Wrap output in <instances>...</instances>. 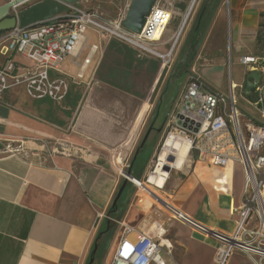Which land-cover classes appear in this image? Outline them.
<instances>
[{"label": "crops", "instance_id": "0c3cea01", "mask_svg": "<svg viewBox=\"0 0 264 264\" xmlns=\"http://www.w3.org/2000/svg\"><path fill=\"white\" fill-rule=\"evenodd\" d=\"M131 1L125 0L119 9L125 16ZM5 4L0 0V7ZM44 6L52 10L40 12L32 20L29 15ZM64 7L59 0H41L24 13L28 21L25 26L63 14L67 12ZM91 7L86 1L80 5L84 11ZM230 10L226 27L221 25L220 15L212 21V13L204 35L211 26L210 33L199 41L200 44L204 37L201 52L206 63L198 74L202 80L207 76L212 82L207 84L208 89L224 95L231 79L241 88L244 101L255 103L256 92H246L243 84L258 69L255 65L244 66L241 59L264 58V0H232ZM173 20L174 16L155 43L161 54H166L172 45L176 28L169 26ZM191 33L186 40L187 49L195 53L197 49L193 51L189 43ZM104 38L102 35L99 42L87 44V53L84 50L79 58H74L77 73H68L61 66L52 77L82 82L96 78L93 75L101 63ZM93 45L99 46L97 52L90 51ZM123 45L119 53L131 57L136 51L140 56L136 49ZM8 46L6 43L0 47V66L8 59L21 65L31 64ZM87 57L90 64L84 65ZM233 64L244 68L237 80L231 73L228 79L225 74H213ZM162 69L163 66L155 83ZM79 74L82 78H78ZM150 100L151 95L145 99L108 84H97L74 108L72 121L70 112H56L49 103L53 102L51 99L34 100L22 87L9 89L0 101V264H96L99 246L112 233L111 263L114 249L124 236V224L132 229L128 234L132 241L138 240L141 232L153 235L157 225L162 228L163 244L170 243L174 248L171 257L165 256L166 264L172 262L174 255L181 260L177 264H217V242L211 236L178 220L170 222L166 216L171 217L172 208L211 231L234 234L245 186L242 168L236 162L215 168L207 159L189 155L161 190L150 187L152 191H147L127 182L117 208L112 210L125 181L116 170L114 153L119 151V162H124L118 169L145 182L164 140L165 133L159 130L152 131L144 143L141 138ZM10 143L22 152H4ZM97 242L98 251L93 254ZM232 260L233 257L229 262Z\"/></svg>", "mask_w": 264, "mask_h": 264}, {"label": "built area", "instance_id": "2783aa9c", "mask_svg": "<svg viewBox=\"0 0 264 264\" xmlns=\"http://www.w3.org/2000/svg\"><path fill=\"white\" fill-rule=\"evenodd\" d=\"M4 1L7 3L9 0ZM196 3V0L190 3L166 54L156 51L154 45L163 36L173 15L168 8L160 7L157 3L141 33L125 29L123 20H119L117 26L114 23L107 27L101 24L100 15L96 11H84L66 4L67 12L54 18L29 26L18 24L5 36H0V47L9 43L11 51L31 64L21 65L8 59L0 66V101L13 87H22L34 100L48 98L54 102L63 101L68 96L70 81L62 76L53 78L52 73L60 72L65 60L80 57L87 48L89 29L96 30L101 36L108 34L109 39L136 49L140 56H156L163 61L165 69L179 45L184 26ZM98 49L99 46L93 45L90 51L97 52ZM84 62V65L90 64V58L87 57ZM241 63L244 66L255 65L261 75L255 90L256 102L246 100L257 112L259 119L245 116L239 111L238 99H245L240 92L241 88L231 79L229 91L224 95L208 89L200 76L191 78L179 96L164 135L163 146L150 173H154L160 164V153L170 136L186 140L190 145L189 155L196 154L199 160L207 159L212 167H226L234 161L242 168L245 186L243 201L237 209L239 217L234 234L228 236L211 231L181 212L170 209V220H178L195 231L211 236L217 242V264H229L236 253L264 261V58L259 61L245 57ZM78 78H82V74ZM4 152L14 155L21 153L22 149L10 143ZM118 170L121 177L139 189L140 183L148 181L150 176L145 182H139L128 171ZM130 232L132 229L124 224V236L114 249L110 264H166L165 256H172L174 248L170 243L163 244L165 233L159 226L155 227L153 235L141 232L136 241L128 238Z\"/></svg>", "mask_w": 264, "mask_h": 264}, {"label": "rangeland", "instance_id": "374dc122", "mask_svg": "<svg viewBox=\"0 0 264 264\" xmlns=\"http://www.w3.org/2000/svg\"><path fill=\"white\" fill-rule=\"evenodd\" d=\"M40 1L41 0H34L22 5V7L18 9H13L11 11V15L17 16L18 24L23 27L28 24L27 17L24 16V13L28 11L32 5H36ZM85 1L89 2L92 6L91 10L96 11L100 15L99 20L101 24H104L107 27H111L115 22L117 24L119 20H123L125 17V15L119 10L125 0H79L77 4L71 6L80 8V5ZM206 1L217 6L216 11L213 14L212 21L220 15L223 19V24L221 25L226 27V21L231 11L230 6L232 0H196V6L193 13L189 17L187 24L184 26L185 30L179 40V45L177 46L178 48L175 50L173 56L171 57V61L166 68L161 70L157 83L155 82L158 77V72L163 66V61L161 59L153 55H150L149 58L138 56L136 55V51L131 57H129V54L125 52L121 54L118 51L124 45L115 39H112L108 43L109 35L106 34L104 38L105 41L103 42L104 47L99 56L101 63L96 73L93 75V77L95 76L96 78H91L88 82H82L78 79L69 80L70 89L68 96L63 101H53L49 103L56 108V112H70L69 116L73 121V113L75 112L74 108L83 99L84 94H86L89 88L97 84L102 86L104 84H108L118 89L120 88L125 92L140 95L145 99L151 95V100L149 102L150 109L145 114L142 121L143 129L141 138L144 141L145 136L148 133L150 135L152 131L159 130V132L163 131L166 133L172 114L176 109L175 105L180 94L183 92L186 82L191 78L198 77L199 70L203 67L204 63H206L205 58H203V52H201V50H203L202 40H204V37H208L211 26L201 40V43L198 45L195 53L188 51L186 43L187 37L196 23V19L200 12L199 10ZM191 2L192 0H158L157 2L160 7L168 8L170 12L173 13L174 20L169 28H176V33L180 28L183 18L188 12L187 10ZM64 9L67 11L68 8L64 7ZM49 10L51 11L52 8L44 6L38 8L37 11H33L29 16L32 20H34L39 17L40 12H48ZM88 38L89 45L94 42H99L101 34L96 30L89 29ZM86 51L87 50L84 51V54L87 53ZM1 59L2 58L0 56V61ZM75 61L76 59L74 58L65 60L62 68L68 73H77V62ZM243 71L244 68L241 65L236 67V65L233 64L231 68H228L227 65L222 72L216 70L213 74L216 77L225 74L228 79L229 76H231V73L234 80H237V76ZM203 81L206 86L207 84L209 86L212 84L207 76H204ZM238 109L245 116L259 119L258 114L253 107L241 98L238 99ZM163 142L164 140L162 141V144ZM162 146L163 145H161V147ZM118 152L119 151H116L114 153L115 158L117 156L116 163L119 167H122L124 166V162L123 160L122 163L119 162L120 156L118 155ZM116 170H118V168H116ZM140 188L152 191L150 186L146 183H142ZM166 217L168 218L167 220L171 222L170 217ZM113 239L114 236L110 233L107 235V238L103 240L98 249L99 251L96 257V264H110V247ZM240 254L241 253H236L235 256H233L234 260H232L230 264H264V261L257 257H249L245 254H241L239 257ZM177 261L180 262L181 260L177 257V255H174L172 262L169 264H175Z\"/></svg>", "mask_w": 264, "mask_h": 264}, {"label": "water", "instance_id": "95a60500", "mask_svg": "<svg viewBox=\"0 0 264 264\" xmlns=\"http://www.w3.org/2000/svg\"><path fill=\"white\" fill-rule=\"evenodd\" d=\"M29 0H14L7 1V3L0 7V33H7L11 31L18 25V17L15 15H11V11L16 7L22 5V3ZM60 2L66 5H74L79 2V0H59ZM158 0H132L130 6L127 11V15L123 19V26L125 29H128L131 32L141 33L144 29V25L146 23L147 18L151 14L153 7L156 5ZM261 79V75L258 72H252L248 75L247 80L243 84V88L246 92H254L256 90V85L259 84ZM149 133L145 136L144 142H146ZM127 181L123 182L122 188L118 192L115 200L113 201V206L118 205V201L120 200ZM97 245H95L93 249V254L97 252ZM94 259L91 260L93 263Z\"/></svg>", "mask_w": 264, "mask_h": 264}, {"label": "bare ground", "instance_id": "6f19581e", "mask_svg": "<svg viewBox=\"0 0 264 264\" xmlns=\"http://www.w3.org/2000/svg\"><path fill=\"white\" fill-rule=\"evenodd\" d=\"M118 23L119 21L117 24ZM117 24L115 22L116 26ZM154 48L157 51V47L155 45ZM189 149L190 145L186 140L170 136L160 153V164L155 169L156 171L150 174L148 181L145 183L150 187L163 189L166 186L165 184L170 178L172 172H174L175 169L180 170L189 159ZM141 184L142 183H140V185ZM155 227L153 230H155Z\"/></svg>", "mask_w": 264, "mask_h": 264}, {"label": "trees", "instance_id": "16d2710c", "mask_svg": "<svg viewBox=\"0 0 264 264\" xmlns=\"http://www.w3.org/2000/svg\"><path fill=\"white\" fill-rule=\"evenodd\" d=\"M216 8L215 5H210L208 1H206L201 9L200 13L198 15V18L196 20V23L194 25V29L189 37V43H191V48L192 50H196L197 46L199 44L200 39L204 35L207 29V25L209 24V21L212 17V13L214 12L213 10ZM1 35V33H0ZM118 206V205H117ZM117 206H113L112 210L116 209ZM98 245V242L96 243ZM95 255H93L91 258H93Z\"/></svg>", "mask_w": 264, "mask_h": 264}]
</instances>
